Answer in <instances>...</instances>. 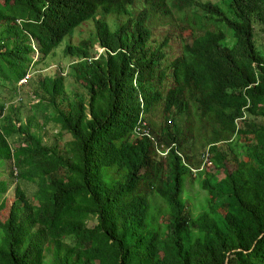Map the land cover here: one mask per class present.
I'll return each instance as SVG.
<instances>
[{"label": "trees", "instance_id": "trees-1", "mask_svg": "<svg viewBox=\"0 0 264 264\" xmlns=\"http://www.w3.org/2000/svg\"><path fill=\"white\" fill-rule=\"evenodd\" d=\"M223 2L226 11L200 0H0V95L26 87L38 100L25 117L24 100L8 108L0 97V168L16 183L0 264H264V0ZM188 8L217 30L191 31L167 72L170 37L156 40L152 22ZM89 20L95 33L66 46L68 63L40 71ZM68 76L81 90L68 91ZM40 109L71 135L63 148L37 136ZM192 109L209 155L195 175L206 194L195 218L184 198L189 167L202 163ZM141 112L160 143L175 144L167 159L134 136ZM21 184L36 188L32 199ZM8 190L0 181V199ZM153 194L165 222L152 216Z\"/></svg>", "mask_w": 264, "mask_h": 264}, {"label": "rangeland", "instance_id": "rangeland-1", "mask_svg": "<svg viewBox=\"0 0 264 264\" xmlns=\"http://www.w3.org/2000/svg\"><path fill=\"white\" fill-rule=\"evenodd\" d=\"M201 2H212L216 3L221 2L223 9L226 11L227 6L223 0H200ZM144 5H136L133 9L135 14L140 11ZM171 7V6H170ZM201 18V20H200ZM111 24L123 20L122 18H117L115 16H110L107 19ZM203 26L208 30H217V25L212 23L211 21L207 23V20L203 18V13L201 10L188 8L185 12L180 13L176 10H173V15L170 17H157L156 20L152 22V27L154 28L155 38L158 41H162L166 37H170L169 45L167 46L169 50V57L166 61L167 72L170 71L171 63L179 56L182 52V49L185 45V41H190L191 37L189 34L191 31H198L203 28ZM112 29L115 27L111 26ZM224 30H226L224 28ZM205 31V30H202ZM95 33V23L92 20L84 22L80 27H78L74 34L73 38L69 39L66 37L61 44H59L52 54L48 57L45 64H42L40 67V71L43 73H58V67L65 66V63H68V56H66L65 49L66 46L71 43V45H78V43L86 38H90ZM96 48H100L99 45ZM38 58V54L35 55V60ZM68 66V64H67ZM56 71V72H55ZM66 75V73L64 74ZM30 76L32 77L31 73ZM66 85L68 87V91L81 90V88L74 83L73 78L66 77ZM20 86V85H19ZM168 85L163 87V91L166 92ZM1 102L6 103L7 107L10 106L19 107L22 104L21 100H24L25 109H23V114L25 117L30 114V107L32 105H36L38 100L35 98L32 91L26 87L22 88L19 94L15 96V93L10 89H3V93L0 95ZM41 109H44L41 108ZM40 109V110H41ZM193 109L191 110V114L188 117V120L191 122V137H192V145L191 148L194 149L195 159L201 161L202 155L205 153L207 146L205 136L208 135V130H202L201 133H198L199 122L197 119V115L193 114ZM51 110H41L36 115V123L39 122V129L36 130V134L38 137L43 138L44 142L50 144L53 143L61 148L64 145L72 141L71 135L67 132H63L59 127H56L51 123V121H47V117L50 115ZM38 118V120H37ZM157 123H162L165 125V121L163 115L160 112L157 113V116L151 117ZM254 119V117H252ZM255 121L264 125V117L255 118ZM180 123V121H178ZM169 124V123H168ZM183 125V122L180 123ZM182 130H186V127H183ZM61 133L63 134V138L61 137ZM208 172H214L213 168H210ZM0 181H5L9 184V190L7 193L0 199V203L4 200L7 204V208L4 212L0 213V220H5L8 215V209L14 202V190L16 187V183L13 181V178L8 176V172L0 168ZM185 184V201L187 205V213L191 218H195L201 211V207L204 205L206 194L199 187V182L196 180L195 176L192 174L190 177H186ZM20 188L26 193L27 198L32 199L33 195L36 192V188L30 184H21ZM150 201L152 204V216H159L158 222L162 223L167 220L168 209L163 201V199L153 194L150 196ZM96 219H91L88 221V226L92 227L96 224Z\"/></svg>", "mask_w": 264, "mask_h": 264}, {"label": "built area", "instance_id": "built-area-1", "mask_svg": "<svg viewBox=\"0 0 264 264\" xmlns=\"http://www.w3.org/2000/svg\"><path fill=\"white\" fill-rule=\"evenodd\" d=\"M98 50V54L96 55V57L94 58V60L98 59L99 56L101 54H103L105 51L102 48H97ZM38 54V53H37ZM93 59H91L90 61H92ZM29 78V75L26 76L23 80L20 81V86L21 84H24L27 79ZM140 102L142 103V109H143V99H140ZM134 136L135 137H147L150 140L153 141L155 148H156V152L159 158L161 159H167L169 156V153L171 151V149H173V147H175V144H173L170 147H167L165 144L160 143L157 138L155 137V135L152 132V129L150 128V126L148 125V122L145 119V114L144 112H141L137 126L134 129ZM178 153V151H177ZM180 156H182L181 153H178ZM208 150L205 151V153L202 155V163L201 166L198 169L189 167L190 172L195 176L198 172L203 171V167L205 166V164L208 162Z\"/></svg>", "mask_w": 264, "mask_h": 264}]
</instances>
